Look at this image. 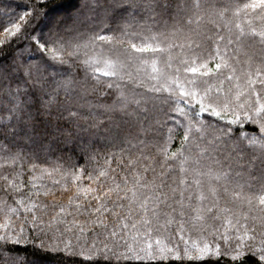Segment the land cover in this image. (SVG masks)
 I'll return each instance as SVG.
<instances>
[{
	"label": "snow or ice",
	"instance_id": "obj_1",
	"mask_svg": "<svg viewBox=\"0 0 264 264\" xmlns=\"http://www.w3.org/2000/svg\"><path fill=\"white\" fill-rule=\"evenodd\" d=\"M0 30V264H264V0H19Z\"/></svg>",
	"mask_w": 264,
	"mask_h": 264
},
{
	"label": "trees",
	"instance_id": "obj_2",
	"mask_svg": "<svg viewBox=\"0 0 264 264\" xmlns=\"http://www.w3.org/2000/svg\"><path fill=\"white\" fill-rule=\"evenodd\" d=\"M19 0H4L3 4H0V11H7L9 7L15 8L16 3H18ZM57 3L64 4L66 7L69 8L71 11L75 7H79V0H56ZM242 2H247V0H242ZM136 31L137 29H133ZM118 30H116V26L112 25L111 29L109 30H102L98 28H91L89 34H95V35H113ZM0 34H2V30H0ZM147 35V33H144ZM102 48L104 50L105 55H108L110 58H114L115 53L111 52L110 49L112 48V45L109 44L107 41H105L103 44H99L97 46V49H92L91 46L88 49L89 53L96 51L98 49ZM159 66V65H158ZM102 75V74H101ZM53 159H55L53 157ZM73 160H75V157H73ZM83 164V160L78 161L77 167ZM48 264H59L58 258L51 259ZM66 264H72L71 261L66 262ZM221 264H224L223 261H221Z\"/></svg>",
	"mask_w": 264,
	"mask_h": 264
}]
</instances>
